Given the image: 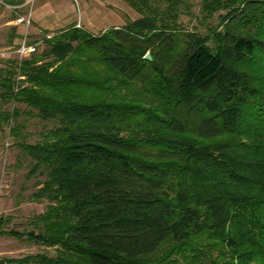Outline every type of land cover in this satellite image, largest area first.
Returning <instances> with one entry per match:
<instances>
[{"label": "trees", "instance_id": "1", "mask_svg": "<svg viewBox=\"0 0 264 264\" xmlns=\"http://www.w3.org/2000/svg\"><path fill=\"white\" fill-rule=\"evenodd\" d=\"M129 2L142 16L122 28L44 38L65 64L21 61L30 85L13 91L15 70H2V95L55 122L16 142L45 173L41 230L4 229L0 214V235L55 254L5 261L264 264V0H202L218 18L205 33L179 26L183 0Z\"/></svg>", "mask_w": 264, "mask_h": 264}, {"label": "rangeland", "instance_id": "2", "mask_svg": "<svg viewBox=\"0 0 264 264\" xmlns=\"http://www.w3.org/2000/svg\"><path fill=\"white\" fill-rule=\"evenodd\" d=\"M51 1L54 9H48L45 6L41 7L42 0H31V3L26 6L25 11L22 10V12L21 7L17 8V10L21 14L30 13L32 9L40 10L44 13V19L48 20V22L50 21V25H53L52 19L64 18L59 24L71 22L76 27L83 28L93 34H98L110 28H122L129 20L142 16L129 0ZM201 1L183 0L182 5L179 6L177 23L185 31L196 30L205 33L207 27L218 24L217 13L209 17L203 15ZM162 6L164 7L165 4ZM144 11L146 13L147 10ZM16 16L12 6L0 2V77L5 74V71L2 70H15L12 77L15 82L12 89L15 92L21 85H30V83L25 81L26 74L20 66L15 68V61L17 59L13 53L18 44L17 40L23 34V31L21 32L23 28H19L16 32L12 29V24L3 25L9 20H14ZM66 28L41 31L30 28L27 31L28 36L31 42L38 41L37 49L36 52L23 58L22 61L36 58L35 65L43 67L48 65L49 72L65 64L63 61H55L44 55L47 46L43 39L47 33L53 36L55 33ZM13 37L16 43L9 44V40ZM146 53L150 55L149 51ZM68 61L67 65H74V63ZM12 63L14 64L12 65ZM71 69H73V66ZM76 71L82 72L81 70ZM60 88V85L51 86L54 92L56 90L60 91ZM1 90L2 87H0V214L4 218L9 219V222L4 223L3 228H13L20 232L33 231L34 233H38L41 230L42 223L35 219L47 210L48 200L45 197L38 199L35 195L39 184L45 179V173L39 168L35 169L33 167V161L30 156L16 142L20 140L28 143L40 141L43 134L52 128L55 122L41 119L36 109L13 98L9 99L7 96L1 94ZM123 91H126V89ZM129 94L128 97L130 98L137 95L136 91H131ZM15 109L19 110L16 119L13 117L6 118L7 120L1 119V117H5L4 114L6 112L11 113ZM17 123L20 124L18 132L16 135H12L9 133V128ZM170 249L171 245L165 244L150 259L161 257ZM55 250L54 246H45L25 238L17 239L11 236L0 235V264H31L10 263L5 261V259H20L37 253H46L52 256L55 254Z\"/></svg>", "mask_w": 264, "mask_h": 264}, {"label": "crops", "instance_id": "3", "mask_svg": "<svg viewBox=\"0 0 264 264\" xmlns=\"http://www.w3.org/2000/svg\"><path fill=\"white\" fill-rule=\"evenodd\" d=\"M51 0H42L41 2V7H48V9H54V5L52 3ZM1 3L3 4H7L9 6L12 7H16L15 12L19 13L20 15H26V14H21L17 8L21 7V11H25L26 10V6L29 5V3H31V0H0ZM8 2V3H7ZM22 11V12H23ZM44 13L41 12L40 10H34L32 9L30 11V26L29 29L31 28L32 30H37V31H41V30H58L60 28L63 27H68L69 25L73 24V23H69V22H65V23H61L64 20V18H59V19H52V23L53 25H50V21L48 22V20L44 19ZM16 18V17H15ZM15 18L14 20H9L7 22H5L3 25L7 26V25H11L12 24V29L13 30H18L19 28H23L21 29V32L24 31V25L23 24H18L15 22ZM49 18V17H48ZM17 32V31H16ZM18 39V38H17ZM20 40V38H19ZM19 40H17L19 42ZM16 43V41L14 40V37L11 38L9 40V44L11 43ZM17 42V43H18Z\"/></svg>", "mask_w": 264, "mask_h": 264}, {"label": "built area", "instance_id": "4", "mask_svg": "<svg viewBox=\"0 0 264 264\" xmlns=\"http://www.w3.org/2000/svg\"><path fill=\"white\" fill-rule=\"evenodd\" d=\"M15 9H16V7H13L14 11H15ZM15 13L17 15L15 18V22L18 24L24 25L23 34H22L17 46L13 50V53L15 54L16 59H17L15 61L16 62L15 65L20 66L23 58H26L29 55L36 52L38 41L31 42L29 39L28 33H27V31L29 30V26H30V13H27L26 15H20L17 12H15ZM51 37H52V34L47 33L44 38H51Z\"/></svg>", "mask_w": 264, "mask_h": 264}, {"label": "water", "instance_id": "5", "mask_svg": "<svg viewBox=\"0 0 264 264\" xmlns=\"http://www.w3.org/2000/svg\"><path fill=\"white\" fill-rule=\"evenodd\" d=\"M144 58L147 59V60L151 59V57H150V55L148 53L145 54Z\"/></svg>", "mask_w": 264, "mask_h": 264}]
</instances>
